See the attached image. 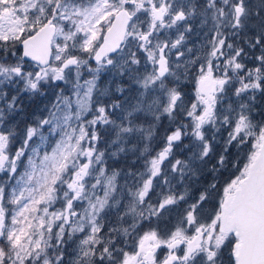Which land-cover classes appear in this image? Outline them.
<instances>
[{
    "label": "snow or ice",
    "instance_id": "1",
    "mask_svg": "<svg viewBox=\"0 0 264 264\" xmlns=\"http://www.w3.org/2000/svg\"><path fill=\"white\" fill-rule=\"evenodd\" d=\"M0 264H264V0H0Z\"/></svg>",
    "mask_w": 264,
    "mask_h": 264
},
{
    "label": "rangeland",
    "instance_id": "2",
    "mask_svg": "<svg viewBox=\"0 0 264 264\" xmlns=\"http://www.w3.org/2000/svg\"><path fill=\"white\" fill-rule=\"evenodd\" d=\"M32 108H35V105L32 106ZM32 109L30 108L29 111H31Z\"/></svg>",
    "mask_w": 264,
    "mask_h": 264
}]
</instances>
